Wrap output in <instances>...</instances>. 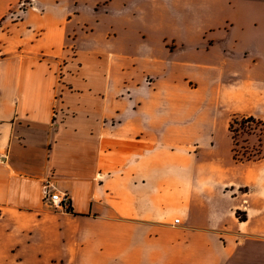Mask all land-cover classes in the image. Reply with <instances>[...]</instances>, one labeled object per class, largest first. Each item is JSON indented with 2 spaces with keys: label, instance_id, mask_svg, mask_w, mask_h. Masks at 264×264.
Returning <instances> with one entry per match:
<instances>
[{
  "label": "crops",
  "instance_id": "obj_1",
  "mask_svg": "<svg viewBox=\"0 0 264 264\" xmlns=\"http://www.w3.org/2000/svg\"><path fill=\"white\" fill-rule=\"evenodd\" d=\"M21 1L0 0V264H264V145L236 161L228 129L264 122V0Z\"/></svg>",
  "mask_w": 264,
  "mask_h": 264
},
{
  "label": "rangeland",
  "instance_id": "obj_2",
  "mask_svg": "<svg viewBox=\"0 0 264 264\" xmlns=\"http://www.w3.org/2000/svg\"><path fill=\"white\" fill-rule=\"evenodd\" d=\"M246 119L237 116L232 118L229 123L230 125L233 120L237 121L233 125V132H229L232 140L233 157L236 161L253 160L257 157L256 152L264 145V122L255 119L249 122ZM218 138H216V143L219 141Z\"/></svg>",
  "mask_w": 264,
  "mask_h": 264
},
{
  "label": "built area",
  "instance_id": "obj_3",
  "mask_svg": "<svg viewBox=\"0 0 264 264\" xmlns=\"http://www.w3.org/2000/svg\"><path fill=\"white\" fill-rule=\"evenodd\" d=\"M34 0H25V1H21L19 2L17 8L20 11H24L26 9H34ZM57 110L54 109L53 110V117L55 118L57 116ZM44 196L45 198H47L49 200V206L55 210V211H68L69 210V206H70V202H69V198L66 194H61L59 192H54V193H48V189H49V184H46L44 187ZM179 223V219H175L174 220V224H178Z\"/></svg>",
  "mask_w": 264,
  "mask_h": 264
},
{
  "label": "trees",
  "instance_id": "obj_4",
  "mask_svg": "<svg viewBox=\"0 0 264 264\" xmlns=\"http://www.w3.org/2000/svg\"><path fill=\"white\" fill-rule=\"evenodd\" d=\"M246 121L252 122L253 119H252V118H247ZM236 123H237V121H236V120H233V121L231 122V124L229 125V132H230V133L233 132V125H235ZM240 219H242V218H240Z\"/></svg>",
  "mask_w": 264,
  "mask_h": 264
}]
</instances>
